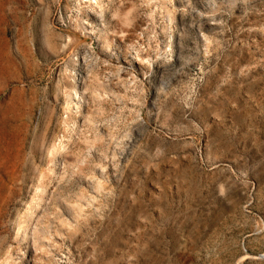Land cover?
Returning a JSON list of instances; mask_svg holds the SVG:
<instances>
[{
    "label": "rangeland",
    "instance_id": "obj_1",
    "mask_svg": "<svg viewBox=\"0 0 264 264\" xmlns=\"http://www.w3.org/2000/svg\"><path fill=\"white\" fill-rule=\"evenodd\" d=\"M0 264H264V0H0Z\"/></svg>",
    "mask_w": 264,
    "mask_h": 264
}]
</instances>
